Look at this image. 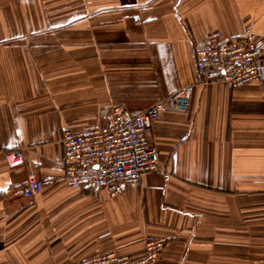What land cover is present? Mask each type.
<instances>
[{
  "label": "crops",
  "instance_id": "0c3cea01",
  "mask_svg": "<svg viewBox=\"0 0 264 264\" xmlns=\"http://www.w3.org/2000/svg\"><path fill=\"white\" fill-rule=\"evenodd\" d=\"M264 42V0H0V264H80L105 250L159 264H264V81L231 88L197 70L209 31ZM210 81L203 85L202 80ZM168 103L150 142L164 171L110 197L65 179L62 135L104 105ZM35 174L34 197L23 185Z\"/></svg>",
  "mask_w": 264,
  "mask_h": 264
},
{
  "label": "built area",
  "instance_id": "2783aa9c",
  "mask_svg": "<svg viewBox=\"0 0 264 264\" xmlns=\"http://www.w3.org/2000/svg\"><path fill=\"white\" fill-rule=\"evenodd\" d=\"M196 65L201 74L216 69L218 78L231 88H240L252 82L264 81V42L248 37L227 39L221 31H209L196 44ZM210 80H202L205 85ZM194 85H188L142 111H130L123 105H104L100 111L101 123L86 126L79 131L64 129L62 135L65 179L71 188L89 187L93 193L103 191L110 197L124 192L128 184H138L144 175L164 171L158 153L150 142L154 121L164 111L165 103L186 109L193 97ZM0 152L11 169L24 164L22 148ZM43 182L30 174L23 195L34 197L41 192ZM145 256L132 259L128 255L108 250L87 257L80 264H159L167 244L165 237L145 236Z\"/></svg>",
  "mask_w": 264,
  "mask_h": 264
}]
</instances>
